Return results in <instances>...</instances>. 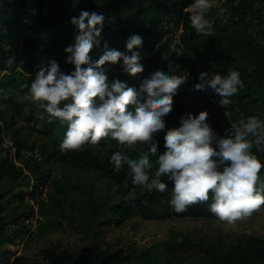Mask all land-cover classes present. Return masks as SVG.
<instances>
[{
    "label": "clouds",
    "instance_id": "obj_1",
    "mask_svg": "<svg viewBox=\"0 0 264 264\" xmlns=\"http://www.w3.org/2000/svg\"><path fill=\"white\" fill-rule=\"evenodd\" d=\"M216 3L192 0L185 7L196 33L214 34V22L207 13ZM104 20L102 13L87 10L73 16L71 22L79 31L65 51L70 53L67 62L74 68L66 73L50 58L39 66L28 91L18 97L20 102L32 101L45 110L50 122L58 120L67 125L60 143L62 152L78 150L86 143L97 144L108 136L128 147L148 144L137 155L117 148L109 163L121 168L126 161L134 184L149 192L164 193L171 182L169 203L177 213L191 204L208 201L211 193L209 209L219 220L233 224L251 216L264 205V180L260 176L264 161L253 152V148L264 152V119L259 115L242 117L221 135L208 122L207 110L198 115L187 113L181 117L179 127L166 131L165 151L157 155L154 133L165 129L163 117L172 110L180 86L188 82V72L177 73L170 62L171 71L159 66L144 76L139 86H129L118 78L109 80L103 67L106 62L117 64L122 60L133 76L145 67L140 52L135 50L142 46L143 38L139 34L127 38L130 55L108 48L105 42L103 54L93 60L90 51L100 45ZM243 86L240 72L235 69L227 74L201 71L194 85L197 90L211 89L218 94L223 107L232 103L231 97ZM132 104L134 108L129 107ZM150 155L156 157L154 163ZM151 169L154 172L150 174Z\"/></svg>",
    "mask_w": 264,
    "mask_h": 264
},
{
    "label": "rangeland",
    "instance_id": "obj_2",
    "mask_svg": "<svg viewBox=\"0 0 264 264\" xmlns=\"http://www.w3.org/2000/svg\"><path fill=\"white\" fill-rule=\"evenodd\" d=\"M38 2L39 0H30L28 11H33ZM15 9L16 7L12 10ZM173 19H177L176 14ZM140 23L142 26L145 21ZM131 27L130 24L127 26L137 34ZM222 53L223 62L216 64L215 68L238 70L243 82L255 89H264V52L246 49L235 53L224 50ZM169 56V61L177 71L186 68L189 70L188 82L183 86L190 85L189 82H199L198 74L208 71L207 67L202 68L189 61V55ZM161 63L166 69L168 62L161 59ZM159 65L160 61L157 59L147 69L153 70ZM113 66L110 64L105 67L109 80L115 74ZM73 68L74 65L70 63L62 71L67 73ZM3 74L10 76V73H2L0 70V78ZM16 80L8 90L0 91L5 100L20 97L15 93L16 86L21 85L20 75ZM213 93L211 89L204 90L201 100L196 101L194 110H207L208 122L221 135L242 117L246 119L252 115L249 112L253 110V105L247 103L240 105L233 117L222 123L223 109L212 97ZM25 102L35 104L29 100ZM4 106L5 104H0V142L4 136L18 150L26 146L39 147L42 156L40 160L29 157L12 160L2 155L0 144L3 158L0 160V214L3 216L0 223L4 225L8 221H19L22 217H30L35 211L39 212L41 220L35 236H31L25 226L8 234L4 225L0 233V253L8 250L10 258L26 256L32 262L38 260V263H44L45 249L76 250L89 245L98 246L107 253L121 251L122 258L117 264H213L212 256H218L230 244L240 241L244 236L264 237V208L255 210L251 216L233 224L221 221L218 217L170 216L146 219L134 216L115 219L111 210L113 204L135 197L137 193L118 191L109 178L100 176L95 170L79 169L71 164L49 160L48 156L54 149L52 140L35 129L40 127L6 117ZM27 110L24 109L25 112ZM9 130L13 137L9 135ZM253 152L264 161V152H258L255 148ZM18 160L19 164L15 163ZM262 174L264 168L260 172L261 180H264ZM33 190L35 191L31 196ZM139 190L148 191L141 185Z\"/></svg>",
    "mask_w": 264,
    "mask_h": 264
},
{
    "label": "trees",
    "instance_id": "obj_3",
    "mask_svg": "<svg viewBox=\"0 0 264 264\" xmlns=\"http://www.w3.org/2000/svg\"><path fill=\"white\" fill-rule=\"evenodd\" d=\"M191 1L145 0L148 6L141 7L129 18L124 19L121 16L128 11L130 0H39L38 6L33 11L27 9L30 7L28 0H0V70L2 73H10V76L1 75L0 91L8 89L10 85L17 82L15 75L19 73L20 67L24 69L19 73L22 79L20 81L21 85L15 88L18 89L19 96H23L28 91L39 66L46 64L50 58L55 59L60 64L61 69L65 68L67 66V56L70 55L65 51V48L75 42V36L79 31L77 26L71 22V19L73 16H79L81 10H87L90 13H102L105 17L100 45L99 47L94 46L90 51V54L97 52L98 59L105 50V42L108 48H115L130 55L131 53L126 49V40L135 33L130 31L127 26L140 13L161 9L162 11L157 13L150 22V26H144L139 31L140 34H151L153 44H159L157 48L152 47L145 50L152 43L147 41L135 49L140 52V58L145 67L133 76L125 70L122 60L117 64H113L115 69L113 78L125 81L129 86H139L144 76L153 72L150 68L147 69V66L153 59H162V52H167V44H161L165 37L164 31L159 30L162 18L171 15L172 8L179 7L184 10ZM15 7L16 9L12 10ZM22 35L24 37L21 41L20 36ZM186 38L187 35L183 38L185 44H187ZM189 47L190 51L199 52L195 48L196 46L190 45ZM197 55L204 61H217L219 57L218 53H213L212 50ZM10 56H15L13 62H9ZM22 60H24L23 63H21ZM169 60L170 56L168 55L166 60L168 64L170 63ZM106 64L111 63L106 62ZM227 70L228 68H210L212 73H227ZM191 83L193 84V82H189V84ZM240 89L231 97V108L240 105L244 99H249L256 107L260 108L258 112L260 117L264 119V89H255L245 82ZM8 102L10 100H5L0 92V104ZM129 107L134 108L135 105L132 104ZM24 109L27 110L25 116H23ZM194 109L195 106L189 109L184 107L181 91L173 97V108L163 117L165 129L154 133V139L158 141L157 155L165 151L164 136L166 131L170 128L179 127L181 117L187 113H194L196 111ZM41 114H44L43 118H41ZM22 116L23 120L27 122L40 123L42 125L39 130L40 134L52 140L54 149L48 156L49 160L71 164L79 169L95 170L100 176L109 178L118 191L137 193L135 197L122 199L113 204L111 210L115 219H127L134 216L146 219H162L170 216L181 218L216 217L209 209L212 202L211 193L208 201L191 204L186 211L177 213L169 203L172 194L171 182H168V190L164 193L155 190L151 192L140 191L139 185L134 184L132 175L127 172L129 165L126 161L121 168H116L109 163L111 154L117 148H125L132 155H137L145 151L149 146L148 144L137 143L135 146L128 147L119 144L117 140L108 136L102 138L97 144L86 143L78 150L62 152L60 143L64 138L67 125H61L58 120L50 122L45 110L36 103H19L13 110L11 119L14 120ZM150 160L154 163L156 157L150 155ZM149 172L150 174L153 173L154 169L149 170ZM164 179L166 180V177ZM34 191L31 192V196ZM263 208L264 205H261L259 209ZM2 218L3 216L0 214V221H2ZM4 225L0 223V233L3 231ZM9 253L8 250L0 253V264H117V261L120 262L122 258L121 251L107 253L98 246L91 247L89 245L76 250L45 249L43 252L44 263H38V260L32 262L26 256L18 255L10 258L8 257ZM212 261L213 264H263L264 237L244 236L240 241L230 244L218 256H212Z\"/></svg>",
    "mask_w": 264,
    "mask_h": 264
},
{
    "label": "crops",
    "instance_id": "obj_4",
    "mask_svg": "<svg viewBox=\"0 0 264 264\" xmlns=\"http://www.w3.org/2000/svg\"><path fill=\"white\" fill-rule=\"evenodd\" d=\"M30 2V0H28ZM243 1V8L244 9H249L251 8L254 0H242ZM264 2V0H262ZM143 6H148V3L145 2V0H130V7L128 9V11L122 15L121 17L126 19L129 18L133 13L137 12L141 7ZM162 10L159 9L157 11H148V12H142L139 15L135 16L132 21L130 22V25L132 26L131 29L135 30L137 32V34L141 35L143 38V43L147 42V41H151L152 43L149 44V47H146L145 50H149L152 47L153 48H157L159 46V44H153V39L151 37V34H140L139 31L144 27L150 26V22L154 19L155 15L157 13H160ZM181 11V12H179ZM178 12V13H177ZM171 16L173 17L174 14L177 15V19H181L184 20L186 27L188 28V33H187V38H186V46H187V54L189 55V61H193V63H196L195 60L196 59H200L198 61V65H200V67L205 68L207 67L208 71L210 70L211 67L216 66V64H221L223 62V53L222 51L226 50V52H237L240 50H246V49H257L259 51L264 52V39L262 38H257L256 36H254L253 34L249 33L246 31L245 29V24L243 21H238L235 19L234 15L232 14V12H229V15L227 17L226 20L223 21H219L217 22V24L214 26V34L212 36H206L203 34H198L196 33V31L192 28L190 20L188 19L189 14L186 13L183 9L181 8H172L171 12H170ZM147 15V16H146ZM140 21H145V24L140 23ZM164 40H162L161 44L163 43ZM196 46L195 48L199 51V52H192L190 51V47L189 46ZM213 53H218L219 57L217 61H204L202 60L197 54L201 53L204 54L206 53V51H211ZM97 52L90 54V56L93 58V60L97 59ZM164 60V59H163ZM24 60H22L21 63H23ZM156 61V60H152L151 64ZM158 61H160V65L159 66H163L164 64L161 63V58H158ZM66 64H70L68 62H66ZM110 66V64H105L103 67L106 70L105 67ZM159 66H156L159 67ZM154 70V68H152ZM24 71L23 67L19 68V73ZM115 71V70H114ZM9 73V72H7ZM221 74V73H220ZM223 74H227V73H223ZM199 75V74H198ZM19 74L17 73L15 75V77H18ZM180 89V88H179ZM8 90V89H7ZM18 92V89L15 90V93ZM180 92V91H178ZM10 95V94H9ZM8 96V95H7ZM10 97V96H9ZM212 97L217 101L216 103H218V105L220 107H222L223 109V117L224 119H222V123H224V121H227L228 119H230L231 117H233L234 113L236 112L237 109H239L240 105H245V104H252L253 105V110L250 111L249 113H251L252 115H259L260 113L259 111V107H256V105L251 102L249 99H244L240 105L231 108V104L223 107L219 104V100H220V96L216 93L212 94ZM4 98V96H3ZM5 99V98H4ZM10 99V102L5 103V112H6V117L10 118L12 116L13 110L15 109L16 106H18L19 103H24V102H20L19 99L16 98H8ZM26 103V102H25ZM3 106V104H1ZM6 105L10 106V107H6ZM2 108H0L1 110ZM201 110H196L194 113V115H198L199 112ZM198 112V113H197ZM27 115V112H23V116ZM23 116L17 119H20L23 122H26L27 125H31V126H36L33 122H27L25 120H23ZM5 118V117H4ZM16 119H14L13 121H15ZM212 128L215 130V126L212 125ZM35 129L39 132L40 129L36 128ZM9 135L12 136V133L9 130ZM44 136V135H43ZM13 137V136H12ZM46 137V136H44ZM47 138V137H46ZM48 139V138H47ZM34 146H26L23 147V150H27L32 151V150H37L39 151V147L33 148ZM39 149V150H38ZM40 153V151H39ZM41 154V153H40ZM42 156V155H41ZM20 157H29L32 158L29 154H23L21 153L18 158ZM2 156L0 154V160L2 161ZM34 159V158H33ZM17 164H19V160L17 162H15Z\"/></svg>",
    "mask_w": 264,
    "mask_h": 264
},
{
    "label": "built area",
    "instance_id": "obj_5",
    "mask_svg": "<svg viewBox=\"0 0 264 264\" xmlns=\"http://www.w3.org/2000/svg\"><path fill=\"white\" fill-rule=\"evenodd\" d=\"M190 3H192V1ZM230 11L236 20L244 22L247 32L253 34L257 38L263 37L264 39V2L262 0H254L249 9L243 8L242 0H217V3L207 13V17L214 22V27L217 22L226 20ZM159 30L164 31L165 37L163 43L167 44V52H162V59L167 60L170 54H175L176 56H185L187 54L188 50L183 38L187 35L188 30L182 18L175 20L171 15L164 16L159 25ZM20 39L22 41L23 37L20 36ZM14 58L15 56H10L9 62H13ZM198 61V59L195 60L196 63H198ZM173 68L175 67L173 66ZM63 69L64 68L61 70ZM166 70L171 71L169 64ZM175 71L177 73L188 72L189 78V70L187 68L179 71L175 69ZM194 85L195 83L186 86L182 84L180 86L182 100L186 109L191 108L195 105L196 101L201 100V94L204 90H197ZM35 125L40 128L42 126L40 123H35ZM0 144L2 155L12 160H16L21 153L29 154L32 158L38 160L41 159L39 151L32 150L28 152L27 150H18L11 140L9 138H4V136ZM39 220H41V216L38 211H35L30 217H22L19 221L12 220L6 222L5 230L8 234H13L20 226H25L29 230V234L35 236Z\"/></svg>",
    "mask_w": 264,
    "mask_h": 264
}]
</instances>
